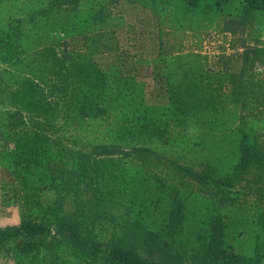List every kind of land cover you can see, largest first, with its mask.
Instances as JSON below:
<instances>
[{"label":"trees","instance_id":"1","mask_svg":"<svg viewBox=\"0 0 264 264\" xmlns=\"http://www.w3.org/2000/svg\"><path fill=\"white\" fill-rule=\"evenodd\" d=\"M80 1L31 0L30 27L0 28L3 131L15 192L32 211L0 229V254L15 264H262L264 148L232 110L252 55L210 60L196 49L200 32L187 46L185 23L167 31L158 0H135L159 24L153 74L166 103L152 104L140 79L147 52L131 51L144 47L141 29L122 15L112 23L117 0L85 10ZM175 9L247 26L261 21L264 0H176ZM248 179L260 186L253 213L197 209L193 184L219 207Z\"/></svg>","mask_w":264,"mask_h":264},{"label":"rangeland","instance_id":"2","mask_svg":"<svg viewBox=\"0 0 264 264\" xmlns=\"http://www.w3.org/2000/svg\"><path fill=\"white\" fill-rule=\"evenodd\" d=\"M30 1L0 0V28L7 30L9 23L11 25L15 21H19V26L24 28L30 27L28 24ZM108 1L81 0L80 5L83 7V10L91 5H94L98 9L100 5L106 6ZM134 1L117 0V2H113V5L110 7L111 10H106L111 13L113 24L118 21L116 16L122 15L121 17L123 18L120 17V19H123V23H133L141 29L137 31V37L144 34V47L137 49L135 46H132L131 51L134 53L136 51H140L139 53L147 52L149 60L141 69L140 79L146 82L147 99L150 103L164 105L166 101L156 95V82L153 74L154 58L157 54V40H154L153 36L157 33L156 25L159 27V24L155 18V13L149 9V3L145 6L142 3L140 4V2H137V4ZM160 1H163V3ZM158 4H160V9L164 8L158 14L160 22L163 25L161 27L168 31L173 28L172 22L182 21L185 23L190 31L188 33L189 38L185 40L187 46L190 45L192 32H200L201 36L198 38L200 45L196 49L201 50L202 54L210 58V60L215 59L221 54L242 55L250 53L252 55L250 56L251 60L247 63V71L242 83L241 92L239 93V102H235L232 105V110L240 118L241 122L249 126L254 125L257 132L261 135V145L264 148V54H261V57L259 56L258 59L252 60L255 49L264 50V16L260 19L261 21L258 20L254 24L247 26L233 22H218V20H214L215 22L213 21V23L209 24L203 16H185L182 12H178L175 9L176 0H158ZM126 41L123 40V46L128 43ZM131 43L134 42L131 41ZM7 115L6 108L0 106V229L18 226L29 215V212H32L23 206L19 195L15 192L16 184L11 176L12 167L9 156L11 145L3 131L4 124L7 122ZM76 133H80L81 136L91 135L90 131H78ZM180 150L177 148L175 158L178 157V154L185 153ZM192 187V198L195 197L194 200L199 211L208 208L213 209L214 212L219 211L221 214H230L233 211L238 212L237 208H243L247 211L245 215H248L254 211L253 208L255 207V200L260 186L253 179L244 181L243 184L225 194L235 200H227L225 204L219 207L209 205L206 200L199 196L200 193L197 194V185L193 184ZM41 198L44 205L52 203L55 196L52 193H45ZM114 228L111 225L107 233L104 230V226H102V230L100 229L97 232L98 239H109L111 231ZM0 264H15V262L11 256L6 257L0 254ZM262 264H264V257Z\"/></svg>","mask_w":264,"mask_h":264}]
</instances>
